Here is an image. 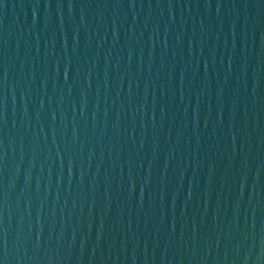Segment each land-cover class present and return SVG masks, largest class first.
Instances as JSON below:
<instances>
[{
  "label": "water",
  "instance_id": "1",
  "mask_svg": "<svg viewBox=\"0 0 264 264\" xmlns=\"http://www.w3.org/2000/svg\"><path fill=\"white\" fill-rule=\"evenodd\" d=\"M0 264H264V0H0Z\"/></svg>",
  "mask_w": 264,
  "mask_h": 264
}]
</instances>
